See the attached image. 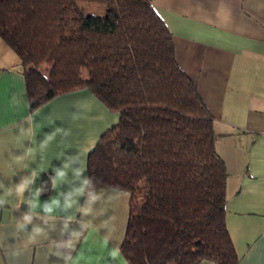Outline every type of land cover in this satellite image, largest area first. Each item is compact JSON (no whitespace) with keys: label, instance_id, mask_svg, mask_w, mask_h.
Here are the masks:
<instances>
[{"label":"crops","instance_id":"0c3cea01","mask_svg":"<svg viewBox=\"0 0 264 264\" xmlns=\"http://www.w3.org/2000/svg\"><path fill=\"white\" fill-rule=\"evenodd\" d=\"M213 115L237 264H264V0H152ZM118 119L87 88L29 107L0 37V264H129L128 193L96 188L86 158ZM198 264H214L203 260Z\"/></svg>","mask_w":264,"mask_h":264},{"label":"trees","instance_id":"16d2710c","mask_svg":"<svg viewBox=\"0 0 264 264\" xmlns=\"http://www.w3.org/2000/svg\"><path fill=\"white\" fill-rule=\"evenodd\" d=\"M0 37L20 58L31 109L87 88L118 113L86 172L129 195V264L238 263L213 115L152 0H0Z\"/></svg>","mask_w":264,"mask_h":264},{"label":"clouds","instance_id":"9594fccd","mask_svg":"<svg viewBox=\"0 0 264 264\" xmlns=\"http://www.w3.org/2000/svg\"><path fill=\"white\" fill-rule=\"evenodd\" d=\"M120 255V249L119 247L113 249L111 252H110V256L115 259L117 256Z\"/></svg>","mask_w":264,"mask_h":264},{"label":"rangeland","instance_id":"374dc122","mask_svg":"<svg viewBox=\"0 0 264 264\" xmlns=\"http://www.w3.org/2000/svg\"><path fill=\"white\" fill-rule=\"evenodd\" d=\"M83 6H85L87 9H89V6L87 4H83ZM83 73H84V71H83ZM85 75H86V73H85Z\"/></svg>","mask_w":264,"mask_h":264}]
</instances>
